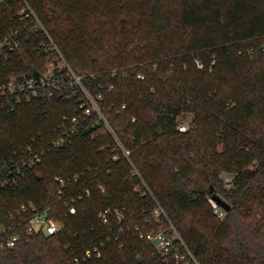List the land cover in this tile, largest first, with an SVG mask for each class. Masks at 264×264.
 <instances>
[{
	"label": "trees",
	"instance_id": "1",
	"mask_svg": "<svg viewBox=\"0 0 264 264\" xmlns=\"http://www.w3.org/2000/svg\"><path fill=\"white\" fill-rule=\"evenodd\" d=\"M29 1L71 66L88 77L89 90L102 94L101 111L192 254L176 240L186 253L177 261L140 236L158 226L154 196L146 187L145 193L134 190L141 178L128 159H114L119 148L106 123L97 113L86 116L82 95L64 89L53 98L0 108V163L18 161L30 148L44 150L14 185H0V226L19 233L14 246H0V264L263 263L264 0ZM23 6L22 0H0V38L21 24ZM126 10L134 15L125 16ZM95 11L105 17L91 23ZM29 34L0 62V83L47 70V36L35 25ZM185 114L192 120L183 131L178 124ZM74 116L80 117L77 130L64 146H53L55 130ZM225 170L237 176L232 191L222 193ZM59 177L67 179L62 192ZM214 195L234 204L214 231L183 222L185 213L210 206ZM29 202L61 229L31 232L24 216L20 225L12 221L10 212ZM68 202L75 213L67 212ZM118 207L131 214L129 221L118 216L128 221L118 235L121 248L114 232ZM104 209H110L108 225L99 216ZM102 239V255L84 258Z\"/></svg>",
	"mask_w": 264,
	"mask_h": 264
},
{
	"label": "built area",
	"instance_id": "2",
	"mask_svg": "<svg viewBox=\"0 0 264 264\" xmlns=\"http://www.w3.org/2000/svg\"><path fill=\"white\" fill-rule=\"evenodd\" d=\"M22 1L24 2V6L17 13V19L21 24L16 27H11L7 34L3 38H0V62L9 59L11 53L19 49L22 46L23 41L30 38L29 29H31L33 25L37 26L46 34L47 40L42 42V46L45 48V52L49 55V58L52 59V61L47 66V70L40 75H14L8 80L1 82L0 108H14L23 102L31 101L39 97L53 98L58 91L69 89L74 96L82 95L80 107L83 109L86 116H91L97 113L109 127L119 148V150H116L114 153V159L119 160L123 157L131 161L132 151L122 143L119 136L110 125L108 119L101 111L98 99L102 98V94L100 93L98 96L93 95L86 86L88 77L80 75L71 66L32 4L29 3L28 0ZM140 76L141 78L145 77L143 74H140ZM109 87L112 88L113 85L110 84ZM123 106L125 107L126 105L124 104ZM67 121L68 122L63 123L55 130L54 133L57 138L54 139L53 146L62 147L65 145L69 136L79 127L80 117L74 116ZM178 128L183 131L186 130V122L181 121L178 124ZM43 153L44 150L38 152L30 148L28 154L20 158L18 161L12 160L10 162L0 163V185H14L16 183L17 175L36 167L41 161ZM133 171L134 174L141 178V183L138 184L137 189L140 192L143 191L142 193H145L146 191L144 189L146 187L150 194L153 195L152 190L135 165ZM79 178L80 176L77 175L74 177V180L78 181ZM234 180L235 178L233 175H227L225 177V183L229 189L232 188ZM58 181L61 185L60 192H62L63 187L67 184V179L59 177ZM84 196L90 197L91 190L87 189L84 192ZM82 197L83 195L81 194L80 198ZM154 200L156 206L153 217L158 221V226L153 230L141 231L140 236L153 241L163 255L174 254L177 261L184 260L186 253H182L179 250L176 245V240L180 241L182 245L185 246L188 254H192V252L188 248L164 206L155 196ZM67 206H69L68 213L73 214L76 212V207L74 205H70L68 202ZM213 206L218 215L222 216L224 214V208L216 201H213ZM109 213L110 209H104L99 213L103 223L107 225L110 221ZM9 215L12 221L17 222L19 216H24V218L21 219H25L26 228L31 232L36 229H44L47 233L53 234L61 229V224L54 219L49 218L46 212L40 211L38 206L33 202L22 204L16 212H10ZM20 224L21 222H18V225ZM0 237L2 239L0 241V246L2 248H8L16 244L19 239V233L12 226L2 225L0 226ZM93 253H96V255L99 256V254H101L100 248L95 246L93 249H87L84 258H86V256H91ZM76 261L80 262V258L77 257Z\"/></svg>",
	"mask_w": 264,
	"mask_h": 264
},
{
	"label": "rangeland",
	"instance_id": "3",
	"mask_svg": "<svg viewBox=\"0 0 264 264\" xmlns=\"http://www.w3.org/2000/svg\"><path fill=\"white\" fill-rule=\"evenodd\" d=\"M29 1V0H28ZM95 1V0H94ZM101 1V0H100ZM30 3V1H29ZM142 6L144 7L145 9V6L142 4ZM136 13V12H135ZM141 13V12H140ZM139 13V14H140ZM131 15H134L132 14L131 12H129L128 10L125 11V16L127 17H130ZM136 15V14H135ZM141 16V15H140ZM105 17L104 14L102 13H99L97 11H95L92 15V21L91 23L93 22H96V20H100V19H103ZM135 18V16L133 17ZM132 18H130L129 20H131ZM48 30V29H47ZM124 35V34H123ZM111 37H118V36H111ZM132 37V34L129 35V38ZM183 118L186 120V124H187V129L190 128V122L192 120V115L191 114H185L183 116ZM107 126V125H106ZM108 130L110 131L109 127L107 126ZM111 132V131H110ZM116 132V131H115ZM118 135V134H117ZM129 162L131 163L132 166H134V161L131 157V161L129 160ZM134 173V171H133ZM227 175H233L234 178L236 179V176H237V172L236 171H229V170H225L221 173V181H222V193H225V192H231L232 191V188L229 189L227 186H226V183H225V177ZM135 191H139L137 189V186L136 188L134 189ZM140 192V191H139ZM143 192V191H142ZM140 192V193H142ZM223 198L224 200H226L229 204L231 205H234L231 201H229L225 195H223ZM213 200L211 197L209 198V204L210 206H205V207H202V208H199V209H196L194 211H191V212H188V213H185L183 215V222L186 221V223H189V222H193L194 226L197 227L198 229H200L201 231H204L205 233H209L210 231H214L216 227H218L220 225V223L224 222V220L226 219L227 217V214L228 212L226 211V209H224V214L222 216L218 215V213H216V210L213 206ZM122 207H118L116 210H114V213H115V217H116V220L114 222V232L116 234L115 236V240H118L119 238V248L123 247L124 245V242H121L120 238V234H122L124 232V229L126 228V226L128 225V221L130 220L129 217L131 214L128 210H125V211H121ZM122 212V213H121ZM118 216L122 217V218H126L125 220H128L127 223H123V221H121L122 219H120ZM257 218H259V216H257ZM246 222H250L252 223V219L251 217H245L244 218ZM145 221L147 223V220L145 218ZM113 231V230H112ZM119 235V236H118ZM106 237V236H105ZM117 241V242H118ZM100 246H98L100 248V253L99 256L102 255L103 253V248L106 246V241L104 239H102V241H100ZM104 242V243H103ZM156 252V251H155ZM158 253V252H157ZM158 255V254H157ZM156 256V255H155ZM159 260V262H164L166 261L165 258H162L161 255H158L156 256ZM227 259V258H226ZM224 260L223 263L224 264H243L233 258H228V260ZM258 262H263L262 259H259ZM195 263L196 264H200L199 260H196L195 259ZM264 263V262H263ZM263 263H255V264H263ZM244 264H247V263H244Z\"/></svg>",
	"mask_w": 264,
	"mask_h": 264
},
{
	"label": "water",
	"instance_id": "4",
	"mask_svg": "<svg viewBox=\"0 0 264 264\" xmlns=\"http://www.w3.org/2000/svg\"><path fill=\"white\" fill-rule=\"evenodd\" d=\"M213 200H215L219 205H221L223 208L230 209L231 205L226 202L221 196L214 195Z\"/></svg>",
	"mask_w": 264,
	"mask_h": 264
}]
</instances>
